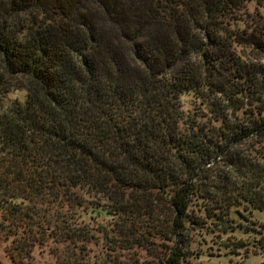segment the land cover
I'll return each mask as SVG.
<instances>
[{"label": "trees", "instance_id": "trees-1", "mask_svg": "<svg viewBox=\"0 0 264 264\" xmlns=\"http://www.w3.org/2000/svg\"><path fill=\"white\" fill-rule=\"evenodd\" d=\"M257 211L264 0H0L13 264L37 247L53 264H188L198 229L264 235Z\"/></svg>", "mask_w": 264, "mask_h": 264}, {"label": "rangeland", "instance_id": "rangeland-1", "mask_svg": "<svg viewBox=\"0 0 264 264\" xmlns=\"http://www.w3.org/2000/svg\"><path fill=\"white\" fill-rule=\"evenodd\" d=\"M24 94H14L12 98H20L23 102ZM254 215L255 220L264 222V213L257 211ZM227 226L214 227L216 231L213 232L210 229L193 232L192 257L188 264H264V235L244 234L238 227L229 231ZM13 240L14 236L8 235V229L3 227L0 218V264H13L9 253ZM47 250L37 247L33 264H53L55 261Z\"/></svg>", "mask_w": 264, "mask_h": 264}]
</instances>
